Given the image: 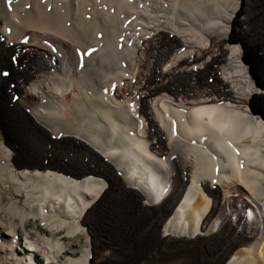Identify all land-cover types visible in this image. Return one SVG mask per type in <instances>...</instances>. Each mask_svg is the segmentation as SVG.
Returning <instances> with one entry per match:
<instances>
[{
  "label": "bare ground",
  "instance_id": "bare-ground-1",
  "mask_svg": "<svg viewBox=\"0 0 264 264\" xmlns=\"http://www.w3.org/2000/svg\"><path fill=\"white\" fill-rule=\"evenodd\" d=\"M250 49L264 60V0H0L19 123L0 129V229L55 264H88L109 235L115 264H264Z\"/></svg>",
  "mask_w": 264,
  "mask_h": 264
},
{
  "label": "rangeland",
  "instance_id": "rangeland-1",
  "mask_svg": "<svg viewBox=\"0 0 264 264\" xmlns=\"http://www.w3.org/2000/svg\"><path fill=\"white\" fill-rule=\"evenodd\" d=\"M234 34H235V36H237V32H235ZM256 54L257 53H254L253 49H250L249 51H247V56L249 57V59L254 64L253 65V70H256L258 72V76H259L260 79H262V82L264 84V70H262L264 68V60H262ZM11 59L14 62H16V60H14V59H16V56L11 57ZM4 103L0 102V129L3 130V131L8 132L10 129H14L15 127H17V124H19V123L15 119H12L13 117H10V116L8 117L7 116L8 115L7 114L8 105L4 104ZM260 103L264 104V102H260ZM255 106L257 107V109L255 111L262 112L264 114V105H261V104L257 103V104H255ZM23 120L25 122L28 121L27 119H23ZM32 128L35 130L34 132L37 134V136L38 135L42 136L41 132H40L41 131L40 128H38V127L36 128L35 126H33ZM28 152H30V151H28ZM42 156H45V154H42ZM6 201H7V199L4 198V202L5 203H7ZM108 207H110V204L106 203L103 207H101V210L99 212H103V211L107 212L106 209ZM103 221H105V219H103ZM34 222H35V225H37L40 228L42 233H47V235H50V232L48 231V229L43 228L44 226H42V224L40 222V219H37L36 221L33 220V221L29 222V223H30V225H32ZM101 222L97 221L98 224H101ZM90 226L94 228L96 234H98V236H99V234H100V232L98 231L99 226H97V228L95 226H93L92 224H90ZM61 233H60L61 235L59 234L60 237L65 236L64 232H61ZM107 238H108V240H104V243H106L107 245L105 247H103V248H100L101 251H98V256L96 254L94 255V253L91 254L92 255L91 264H115V262H117L116 257H115V252H114L115 251L114 250V246L111 244V243H114V240H112L113 236L109 235V236H107ZM68 239H70V238L67 237V239H65V240L67 241ZM97 242L99 243V240H97ZM122 251L123 250H121V252ZM128 252H129V250H127V248H124L123 253L125 255H128ZM76 254H77L76 257L78 258L79 257L78 255H80V254H78V252ZM119 256H121V254ZM127 264H129V263L127 262Z\"/></svg>",
  "mask_w": 264,
  "mask_h": 264
}]
</instances>
